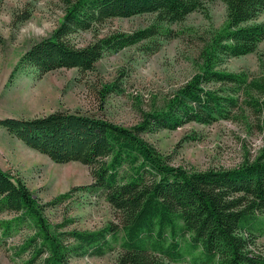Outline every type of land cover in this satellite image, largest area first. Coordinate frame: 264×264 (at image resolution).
Returning <instances> with one entry per match:
<instances>
[{
  "label": "trees",
  "instance_id": "16d2710c",
  "mask_svg": "<svg viewBox=\"0 0 264 264\" xmlns=\"http://www.w3.org/2000/svg\"><path fill=\"white\" fill-rule=\"evenodd\" d=\"M223 1L227 23L202 47L200 70L160 106L141 109L137 123L126 127L69 110L0 120L12 135L54 162L89 166L93 182L82 187L102 191L120 212V221L101 229H61L44 213L56 202H42L21 177L0 165V209L15 214L2 223V234L10 233L12 225L33 226L14 252L27 254L23 264H69L74 256L104 254L112 241H120L121 264H169L188 255L192 264H264V254L256 250L264 235V150L235 167L198 170L173 163L147 138L190 122L220 120L250 122L264 133V76L221 68L232 57L255 52L264 40V22L250 23L264 12V0ZM60 2L64 14L59 24L34 41L11 79L29 67L39 76L62 68L92 71L106 52L143 41H152L145 47L156 50L160 40L178 35L172 23L203 6V0ZM144 14L155 16L147 27L99 32L108 20ZM81 31H93L91 41H76ZM117 88L115 83L99 88L101 102Z\"/></svg>",
  "mask_w": 264,
  "mask_h": 264
},
{
  "label": "rangeland",
  "instance_id": "374dc122",
  "mask_svg": "<svg viewBox=\"0 0 264 264\" xmlns=\"http://www.w3.org/2000/svg\"><path fill=\"white\" fill-rule=\"evenodd\" d=\"M61 0H1L0 2V120L35 118L56 110L80 111L131 126L140 120L142 110L160 106L192 74L200 70V53L227 21L223 0H203L201 9L183 21L172 23L175 38L160 40L159 48L147 49L152 41L106 52L92 71L62 68L39 76L31 67L12 79L13 68L34 41L45 38L59 24L63 12ZM26 16L28 19L23 20ZM154 15L115 18L100 26V33L132 32L153 23ZM264 22V12L250 23ZM93 31H81L76 41L86 44ZM255 52L232 57L221 68L248 71L264 76V40ZM150 50V51H149ZM263 58V59H262ZM106 83L117 84L101 102L97 90ZM252 120V119H251ZM255 122V121H254ZM253 123V121H252ZM147 138L175 164L187 168H231L252 160L264 150V133L250 122L220 120L205 125L190 122L175 130H161ZM0 165L15 177H21L46 207L51 224L61 229L97 230L120 221V212L106 200L103 192L83 188L93 177L90 167L77 161L57 163L49 156L27 146L0 125ZM15 214L0 209V264H23L27 254L16 256L23 239L33 226L21 223L3 235L2 223ZM257 252L264 254V235L257 239ZM120 241H112L102 255L74 256L69 264H121ZM191 256L182 262L192 264Z\"/></svg>",
  "mask_w": 264,
  "mask_h": 264
}]
</instances>
